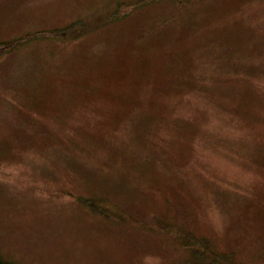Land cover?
I'll return each mask as SVG.
<instances>
[{
	"label": "rangeland",
	"instance_id": "obj_1",
	"mask_svg": "<svg viewBox=\"0 0 264 264\" xmlns=\"http://www.w3.org/2000/svg\"><path fill=\"white\" fill-rule=\"evenodd\" d=\"M118 1L0 0V257L264 264V0Z\"/></svg>",
	"mask_w": 264,
	"mask_h": 264
},
{
	"label": "trees",
	"instance_id": "obj_2",
	"mask_svg": "<svg viewBox=\"0 0 264 264\" xmlns=\"http://www.w3.org/2000/svg\"><path fill=\"white\" fill-rule=\"evenodd\" d=\"M134 3H126L125 1L121 0V1H118L113 9V12H112V16H117V15H120L122 14V12L124 10H126V8L128 7H131L133 6ZM55 32L56 30H61V29H54ZM48 32L50 33H53L54 31L53 30H48ZM36 34V33H35ZM10 44V43H8ZM0 46H3V43H0ZM93 203V202H92ZM195 243V244H198V243H201L200 240H192V244ZM204 248H201V250L203 251ZM193 254V252H192ZM193 257L196 256V253H194L192 255ZM0 264H19V263H14V262H11V261H8V260H4L0 257Z\"/></svg>",
	"mask_w": 264,
	"mask_h": 264
}]
</instances>
